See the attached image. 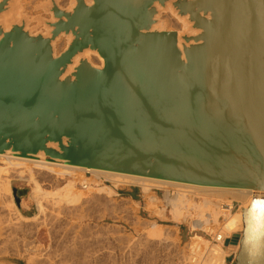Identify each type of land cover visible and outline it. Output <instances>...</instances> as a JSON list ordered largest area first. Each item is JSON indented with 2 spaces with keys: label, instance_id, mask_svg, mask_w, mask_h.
Wrapping results in <instances>:
<instances>
[{
  "label": "water",
  "instance_id": "obj_1",
  "mask_svg": "<svg viewBox=\"0 0 264 264\" xmlns=\"http://www.w3.org/2000/svg\"><path fill=\"white\" fill-rule=\"evenodd\" d=\"M17 1L0 0V153L264 192V0H48L35 34ZM168 8L198 33L161 28ZM244 220L264 264V202Z\"/></svg>",
  "mask_w": 264,
  "mask_h": 264
},
{
  "label": "rangeland",
  "instance_id": "obj_2",
  "mask_svg": "<svg viewBox=\"0 0 264 264\" xmlns=\"http://www.w3.org/2000/svg\"><path fill=\"white\" fill-rule=\"evenodd\" d=\"M71 1L72 0H57L61 8L69 7ZM47 2L48 0L17 1L18 14L24 15L27 18V27L33 34L38 32L45 33L44 26L40 23L43 21L48 22L51 17L50 14L43 10ZM167 16L170 18L172 17L171 13L167 12L162 13L159 17L160 21L165 24V30L180 31L176 25L171 28L169 27L165 19ZM172 18L177 25L181 26L174 17ZM65 40L66 38L62 37L56 42V54L63 51ZM61 45L62 48L60 49L59 47H61ZM93 61L95 62L96 59ZM0 178L2 179L3 177ZM35 178L39 188L42 189L40 190L46 193V195L43 194L42 196L45 198L41 199L43 208H45V212L43 211L45 214H43L44 216H39L38 222L36 223H26V226L22 223L20 226L18 222V227H22L20 229L15 225L9 226L15 224V215L11 216L13 212L8 210L10 200L13 203L12 206L14 210L24 217H31L37 213L35 200L30 196L33 187L30 183L26 180L20 181L12 179L10 181L9 196L7 193L0 192V221H2L0 228H2V235L5 236H1L2 238H0V241L2 242V239L6 238L3 241L6 242L4 243L5 245H3L5 247H2L0 242V246L5 249L3 251L6 253L5 256L0 258V264H29L28 260L32 257L34 260L37 259L38 263L40 262L39 264H59V262L60 264H65L64 262H66V264H169L170 262L171 264H177L178 258L176 254L181 251L184 243L187 241L185 232L183 233L184 226H189V224L183 222L175 223L172 221L170 212L166 214L165 207L163 211H161L160 204L157 203L158 201H162V199L156 201L157 203L155 202L154 206H149L147 199L142 195L138 187L129 186L124 188H113L109 183L95 180V178L88 173H84L83 175L77 173L76 178L75 176L68 177V180L73 181V190L82 194V198L85 197L86 199H81L82 202L79 201L77 204L72 201L73 204H70L67 202L68 200L64 198V201L70 205L66 206V202L60 201V205L58 203L59 206L57 205L58 207H56L54 206L55 204L53 205V199H57V196L55 195V198L54 195L52 196L51 194H57L56 190L62 188L66 184L67 178H56L47 173H41ZM82 181L87 184L84 185ZM97 183H100V185ZM103 186L110 187L114 193L109 195V193H104L105 191H99L98 188ZM125 188H130L137 194L136 201H138V203L124 196H117L119 190ZM13 189L26 190V194L19 198L20 201L18 205L15 203L12 196ZM155 194L156 193H154V195ZM67 209L72 212H69ZM160 212L164 214L165 218H161ZM189 213L191 219L194 220L198 218L196 215V213H198L197 210H190ZM45 218L48 220L46 226L42 225V222L46 221ZM8 219H10L9 221L11 222L13 221L12 224ZM153 223L157 224L160 228H158L159 232L157 233V235L159 233L160 235L156 237H152L149 234L151 224ZM37 227H40L39 229H43V231L39 237L35 239L31 231L38 229ZM94 235L96 237H94ZM75 236L79 237L77 238ZM221 248L225 249L224 247ZM65 249L67 250L65 251ZM71 250L72 252L70 253ZM73 251L78 254H75ZM62 252H64V254ZM239 253H241L240 250ZM73 256L75 258H73ZM235 256L237 255L235 254ZM171 258L173 259L171 260ZM233 264H235V262Z\"/></svg>",
  "mask_w": 264,
  "mask_h": 264
},
{
  "label": "bare ground",
  "instance_id": "obj_3",
  "mask_svg": "<svg viewBox=\"0 0 264 264\" xmlns=\"http://www.w3.org/2000/svg\"><path fill=\"white\" fill-rule=\"evenodd\" d=\"M73 1L70 2L71 7L73 6V3H74ZM88 3H91V2H88ZM167 13H171L172 17H174L178 21V23L181 24V26L177 25L172 17L170 18L167 16L165 18L167 21V24H169L170 28L174 27L176 25L180 29V31H177V33L179 35L184 31H187L190 35H196L198 33L196 31L188 30L186 18L178 17L175 13L172 12V10L170 8H168ZM156 19H158L157 16H156ZM49 21L52 22L51 17H50ZM159 21H160V19H159ZM159 26H161V28L165 29V27H164L165 24L162 21H160ZM68 41H69V36H66L65 47H66ZM178 43H179V47H181L180 41ZM62 45H61V47H59L60 49L62 48ZM65 47H64V49H65ZM93 58L96 59V61H95L96 63L93 61L94 60ZM87 60L93 66L101 67L103 64L102 59L99 56H97L95 53H89L88 52L87 53ZM39 159H41L40 154L37 156H34V158H25V157L17 156V154L12 153L10 150L5 151L4 153H0V177H3L2 179L0 178V192L7 193L9 196L10 181L12 179H16V180H20V181L26 180L28 183H30L33 186L31 189V192H30V196L33 198V200H35V203H36V212L37 213L31 217H24V216L20 215L19 212L14 210V207L12 206L13 203L10 200L9 205H8V208H9L8 210H10V212H13L12 213L13 215H11V216L15 215L14 216L15 217L14 218L15 224H12L13 221L12 222L9 221L12 218L8 217V218H10V219H8V221L12 224V225H9L10 227L15 225L17 228L20 229V228H22V227H18L20 224L22 225V223H24L26 226V223H32V222L36 223V222H38L37 220L39 219V216H44L43 214H45L44 213L45 208H43L41 199L45 198L42 196H43V194L46 195V193H43L41 191L42 189L39 188V185L37 184L38 182L35 181V179H36L35 177L37 175H40L41 173L42 174L47 173L50 176L53 175L56 178L57 177H60L61 179L64 177H65V179L67 178L66 184L62 188L57 189L58 191L56 190L57 194L56 193L51 194L52 196L54 195V197H55V195L57 196V199H53L54 200L53 205L55 204L54 206L58 207L60 205V201L63 202L65 199L68 200L67 202H69L70 204L71 203L73 204V202L74 203L76 202L75 204H77V203H79V201H81V199L83 200L85 198V197L82 198V194H79V192H75V190H73V184L74 183H73V181L68 180L69 179L68 177H74L75 176V178H76L77 173H80L81 175H83L84 173H88V174L92 175L93 178H95V180H99V182L101 180L103 182L109 183L113 188H118V187L124 188V187H129V186H135V187L140 188L141 193L147 199L149 206H151V205L154 206L155 205L154 203L159 200L157 197H155L156 194L154 195L155 190H161L163 192V196H162L163 197L162 198L163 206H162L161 211H163L164 207H165L164 208L165 211H167V208H169L170 211L168 210V213L170 212V215L172 217V221H174L175 223H182V222L187 223V224H189L190 228L194 231L205 230L208 223H211V222L217 223L219 215H223V217H224V219H223L224 220L223 221L224 231L226 234L229 233L231 235V237L233 238V240L230 242H227V243H224L225 241H223L221 243L210 245L207 243V241L204 238H202L201 236L196 234V238L194 240V241H196V245L191 247V251H192V253L195 254L196 260H194L193 257H190V258H186V256L183 257L181 252H178V254H176L177 253V251H176V253H175L177 258L181 257L182 259H184L186 261L184 264H226L225 258L227 256H229L230 254H233V253H234L233 255H234L235 264H238V259L241 256L244 258L245 264H248L249 254H248V246L245 244L244 211L249 208L251 201L253 199L262 200L264 202V192L263 191L196 186V185H191V184H184V183H178V182H172V181L152 179V178H146V177H141V176L122 174V173L108 172V171H102V170H97V169H89V168L69 165L65 162H50V161L39 160ZM81 179L84 180L83 178H81ZM82 183H83V181H82ZM83 184L86 185L87 183L84 182ZM97 184L100 185V183H97ZM98 189L101 192L105 191L104 193H109V195L111 193L112 194L114 193V191L108 186L99 187ZM95 190H97V189H95ZM12 196H13V194H12ZM47 197H48V195H47ZM142 198H143V196H142ZM199 199H201V200H199ZM57 201H59V202H57ZM230 201H234L238 204L237 209L235 211H232V212L227 213V214L223 213L221 211L220 204L224 203V202H230ZM65 202L66 201H64V203ZM58 203H59V205H58ZM69 203H67L66 206L70 205ZM63 205H65V204H63ZM62 209H60V210H62ZM190 210L191 211L197 210L198 213H196V215L198 216V218H196L194 220L191 219V216L189 213ZM69 212H72V211H69ZM160 216H161V218H165L164 214H162V213ZM47 221H48L47 219L45 222L41 221L43 223L42 225L46 226ZM1 222L2 221H0V226H1ZM18 222H19V225H18ZM10 223H8V224H10ZM25 226H23V227H25ZM49 226H51V225H49ZM37 228L38 229H35V230L33 229L34 231H31V234L33 237H35V239H37L43 231V229H39L40 227H37ZM158 228H159V226L157 224H155V223L151 224L149 234L152 237L153 236L156 237V236L160 235V233L157 235V233L159 232V229H160V228L159 229ZM0 229H1L0 230V232H1L2 228H0ZM30 229H31V227H30ZM2 233L3 232L0 233V238H2L1 236H3ZM95 235H96V233H95ZM95 235H94V237H96ZM3 237H5V236H3ZM75 237H77V236H75ZM223 237L226 239L227 237H229V235H224ZM4 239H6V238H3L2 242L0 241L2 247H5V246H3V245H5L4 243H6V242H3ZM126 239H125V241H126ZM69 244H72V243H69ZM2 247L0 246V258L5 256V254H6L5 251H3L5 249ZM221 247H224L225 249H222ZM66 250L67 249H65V251ZM72 250H74V249H72ZM72 250L70 251V253L72 252ZM239 250L241 251V253H239ZM62 253L64 254V252H62ZM238 253H239V255H238ZM75 254H78V253H75ZM175 254H174V256H175ZM235 254L237 256H235ZM202 257H203V261L197 262ZM58 258H60V257H58ZM73 258H75V257L73 256ZM172 259L173 258H171V260ZM36 260L37 259L34 260L32 257L31 259L29 258L28 261H29V264H39L40 262L38 263V260L37 261ZM64 260H65V258H64ZM66 260H67V258H66ZM40 261H41V259H40ZM64 263L66 264V262H64ZM55 264H57V263H55ZM59 264H60V262H59ZM169 264H171V262Z\"/></svg>",
  "mask_w": 264,
  "mask_h": 264
},
{
  "label": "built area",
  "instance_id": "obj_4",
  "mask_svg": "<svg viewBox=\"0 0 264 264\" xmlns=\"http://www.w3.org/2000/svg\"><path fill=\"white\" fill-rule=\"evenodd\" d=\"M155 193H156V197L159 200L163 198L162 197L163 192L161 190H155ZM157 204H160V208L162 209L163 201H158ZM237 206L238 204L234 201L224 202L220 204L221 211L226 214L232 211H235L237 209ZM168 210L169 208H167L166 214H168ZM223 219H224L223 215H219L217 223H212V222L208 223L206 229L201 230V231H194L189 226L182 225L185 227L183 230V233L185 232V237L187 238L186 243H184L180 251L182 253V256L183 257L186 256V258L193 257V259L196 260L195 254L192 253L191 251V247L196 245V241H194L196 238V234L204 238L207 241V243L210 245L221 243L223 241H225L224 243L232 241L233 238L231 237V235L229 233L226 234L224 231V226H223L224 220ZM224 235H229V237L225 239L223 237ZM201 261H203V257L199 259L197 262H201ZM225 261H226V264H228V261H229V264H233L235 262L234 255L230 254L229 256L225 258ZM185 262L186 261L180 257L178 258L177 264H184Z\"/></svg>",
  "mask_w": 264,
  "mask_h": 264
},
{
  "label": "crops",
  "instance_id": "obj_5",
  "mask_svg": "<svg viewBox=\"0 0 264 264\" xmlns=\"http://www.w3.org/2000/svg\"><path fill=\"white\" fill-rule=\"evenodd\" d=\"M117 196H124L125 198L130 199L131 201L138 202L136 201L137 194L130 188L119 190Z\"/></svg>",
  "mask_w": 264,
  "mask_h": 264
}]
</instances>
